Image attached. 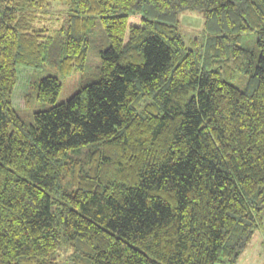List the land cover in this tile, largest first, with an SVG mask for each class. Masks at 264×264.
<instances>
[{
  "label": "trees",
  "instance_id": "16d2710c",
  "mask_svg": "<svg viewBox=\"0 0 264 264\" xmlns=\"http://www.w3.org/2000/svg\"><path fill=\"white\" fill-rule=\"evenodd\" d=\"M44 64L81 85L31 86L29 125ZM263 212L264 0H0V264H236Z\"/></svg>",
  "mask_w": 264,
  "mask_h": 264
},
{
  "label": "rangeland",
  "instance_id": "374dc122",
  "mask_svg": "<svg viewBox=\"0 0 264 264\" xmlns=\"http://www.w3.org/2000/svg\"><path fill=\"white\" fill-rule=\"evenodd\" d=\"M59 4V3H58ZM56 6V5H55ZM65 7V6H64ZM62 5H57L50 12H41L37 15L46 17V19L35 23V29H42L44 27L58 29L62 26L65 8ZM49 18V20H47ZM181 34L184 36L189 47H194L195 39L203 43L205 38L204 17L202 14L195 11H185L180 16V23L177 26ZM257 44V35L254 33L244 35L241 40V45L248 48H255ZM47 75L58 76L63 89L55 104L66 102L78 90L80 84V73L72 72L66 78H62L59 73L47 66L42 65L39 69L28 68L24 66L18 67V84L13 94V103L15 108L20 112V115L25 119L26 123L31 125L34 123L33 115L37 111L46 110L51 107L50 104L41 103L37 101V94L32 90L43 77ZM242 74H237L234 79L230 80L235 85H242L246 83L247 77ZM245 77V78H244ZM243 88L242 86H240ZM30 94V95H29ZM28 96H30L28 98ZM65 258V257H64ZM227 264V263H225ZM236 264H264V212L262 213V221L259 229L254 233L251 242L244 250Z\"/></svg>",
  "mask_w": 264,
  "mask_h": 264
}]
</instances>
